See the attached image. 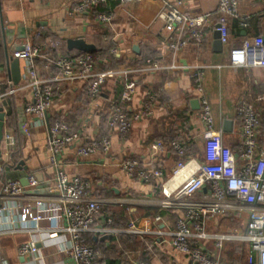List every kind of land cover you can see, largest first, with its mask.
Segmentation results:
<instances>
[{
  "label": "crops",
  "instance_id": "1",
  "mask_svg": "<svg viewBox=\"0 0 264 264\" xmlns=\"http://www.w3.org/2000/svg\"><path fill=\"white\" fill-rule=\"evenodd\" d=\"M113 1L117 5L107 12L113 15L112 25L108 28L95 22L90 13L70 14L78 0H0V97L3 98L0 108L6 115L4 133L10 132L14 136L10 153L7 154L4 138L0 144V163L4 165L0 170L2 264H76L67 251L71 246V235L66 231L68 221L58 200L60 194L56 185L60 170L51 160L50 128L64 120L72 129L81 130L85 141L109 136L107 113L113 101H120L127 78H134L138 86L135 99L125 104L128 116L132 117L142 110L151 96L154 98L153 114L136 121L124 139L118 133H111L113 154L110 157L97 153L91 158L80 159L72 146L67 147L59 157L61 168L67 174L87 176L97 181L96 194L106 201L105 210L109 205L120 213L121 207L127 206L134 215L122 223L112 216L111 225L101 217L97 230L88 232L85 237L100 254V247L114 248L116 252L110 250V259H123V264H134L138 260L151 264H198L172 247V234L177 222L173 212L156 207L164 214L146 215V208L152 207L151 202L144 201L149 205L145 206L133 201V198H141L137 195L148 198L158 196L161 187L154 190L150 184L142 185L130 179L121 170L118 161L123 156L136 157L144 163L160 166L170 175L178 162V153L171 148L162 154L155 152L153 144L159 140H179L180 136H187L195 143L193 158L203 160L204 124L200 108L193 104L199 100L192 83V74L198 68L205 70V94L212 105L217 129L223 132L228 146H238L240 118L237 104L248 94L253 97L264 95V68L231 65L229 50L232 46H240L246 38L264 36V0H239L238 17L231 22L229 45L217 38V31L211 23L205 27L207 37L202 46L191 41L175 52L168 47L167 31L164 22L159 19V13L165 6L163 0H138L129 4ZM218 4L219 0H186L184 7L190 15L208 13L215 20ZM104 29L109 30L108 35L115 42L111 53L122 59V64L114 69L125 68L127 73L108 78L100 96L93 100L84 82L72 84L61 77L62 72L56 62L59 56H76L77 50L67 48L68 38H86L99 47L97 39L105 38ZM185 33L181 35L185 36ZM28 42L40 46L43 54L31 66L25 59L19 58L21 80L14 84L11 67L13 53L24 48ZM134 45L139 46V52L133 50ZM111 65L106 60L104 67L100 63L98 66L102 68L97 67L107 70L111 69ZM36 80L52 87L54 93L53 106L41 116L25 112L26 105L34 100ZM12 89L15 92L9 94ZM225 120L232 122L231 131L224 130ZM25 127L29 132H25ZM9 169L25 170L28 177L33 174L39 182L38 187L32 189L27 186L21 197L3 195L4 185L13 180L8 177ZM24 179L20 175L13 181ZM107 179L114 187L105 185ZM107 189H113V193L109 195ZM103 190L106 193L101 195ZM38 198L46 204L45 218L37 223L24 220L20 207L31 206L37 211ZM229 219L235 222L238 217L231 215ZM132 223L143 234L126 231ZM110 227L122 231L109 234L99 231L100 228ZM209 231H218L214 222H211ZM144 234L154 238L153 244ZM29 241L37 242V254L20 255L19 247ZM234 244L237 246L231 248ZM207 245L223 264H245L249 257L248 244L233 241L226 243L222 249H216L213 241ZM152 247L156 249L152 251ZM237 247L245 251L243 261L242 256L235 255ZM121 253L123 256L118 258Z\"/></svg>",
  "mask_w": 264,
  "mask_h": 264
},
{
  "label": "built area",
  "instance_id": "2",
  "mask_svg": "<svg viewBox=\"0 0 264 264\" xmlns=\"http://www.w3.org/2000/svg\"><path fill=\"white\" fill-rule=\"evenodd\" d=\"M108 1L78 0L77 6L70 14L90 13L95 22L110 27L113 15L98 9ZM118 1L129 4L138 0ZM163 1L165 6L159 13V19L164 22L167 44L172 51L180 50L191 41L199 47L202 46L207 37L205 27L211 23L219 32L221 42L230 44L231 22L238 17L239 0H219L215 20L208 13L188 14L184 7L186 0ZM183 32H186L185 36L181 35ZM42 54L40 46L28 42L23 50L15 51L13 57L25 59L27 65L31 66ZM229 60L233 66L264 68V36L246 38L240 46L230 47ZM56 63L61 69V77L72 84L76 81L84 82L87 93L93 100L100 96L108 78L127 73L125 68L98 69L97 58L92 53L59 56ZM192 80L204 124L203 160H179L170 175L160 166L144 163L136 157L123 156L118 164L132 180L145 184L154 180L161 182L162 208L179 215L176 230L172 234V247L185 253L190 260L198 264H223L207 243L213 241L216 249H222L226 243L235 241L250 246L245 264H264V95L253 97L248 94L239 100L237 113L240 118V142L236 148H232L225 143L223 132L216 127L212 105L205 94V70L196 69ZM45 85L47 84L41 80L35 81L34 100L26 105V114L41 116L53 106V89ZM137 87L134 78H127L120 101H113L107 113L110 132L113 135L120 134L122 139L126 138L136 121L153 114L154 98L151 96L149 102L143 104L142 110L132 117L128 116L125 104L135 99ZM14 92L15 89H12L9 94ZM2 100L0 97V101ZM24 130L29 132L28 127ZM111 133L107 137H94L85 141L82 131L72 129L64 120L50 128V149L53 155L51 160L60 170L56 185L60 194L58 200L68 221L66 231L71 235V246L67 251L76 264H106L101 260L99 250L88 242L85 235L97 230L96 225L101 217L109 225L112 224L113 218L104 209L106 201L96 194L95 180L78 174H67L61 168L62 161H59V157L70 146L75 148L76 157L80 159L91 158L97 153L110 157L113 154ZM4 143L8 154L14 145L12 133H4ZM169 148L182 157L186 152V140H173L168 144L159 140L153 144L155 152L161 154ZM3 168L4 165L0 163V170ZM38 185L36 177L30 174L27 186L33 189ZM27 186L20 181L9 180L4 185L2 194L21 197ZM36 203L39 206L37 211L31 206L20 207L24 220L37 223L45 218V202L38 198ZM231 215L242 219L243 227L225 231V225L219 218L223 221ZM157 219L160 220V217ZM211 222L215 223L217 232L209 231ZM101 230L106 234L122 231L113 227L100 228L99 231ZM126 231L143 234L133 223ZM18 252L22 256L37 254V242L22 244ZM134 264L151 263L138 260Z\"/></svg>",
  "mask_w": 264,
  "mask_h": 264
},
{
  "label": "trees",
  "instance_id": "3",
  "mask_svg": "<svg viewBox=\"0 0 264 264\" xmlns=\"http://www.w3.org/2000/svg\"><path fill=\"white\" fill-rule=\"evenodd\" d=\"M116 5H117V2H115L113 0H110L106 4L100 5L98 9L100 11L110 12V11H112V9H114V7ZM103 32H104L103 34H104V37L105 38L102 40V43L99 45L98 50L95 51L92 54L96 58L99 57L98 63H100L101 66L104 67V64L106 63V60H109L112 63L111 66L117 67V66H119V65L122 64V59L118 58L117 56H115L114 54H112L111 51H110L111 48H113L115 46V42H113L111 40L110 36L108 35L109 34V30L108 29H104ZM78 54L80 55V54H84V53L78 51L76 53V55H78ZM178 139L179 140H186V152H185V155L182 156V157L179 156L178 161L179 160H186V159H189V158H193L194 157V154L196 152L195 143L190 138H188L187 136H180V137H178ZM166 143L167 144L168 143H171V141L170 142H166ZM16 157H17V155H16ZM95 182H97V181H95ZM144 184L145 183H143L142 185H144ZM149 184L153 186L154 190H159L160 189L159 187H160L161 182L159 180H154V181H152ZM149 184H146V185H149ZM107 190H108L107 193L109 195H111L113 193V189H107ZM128 208L129 207H127V206H123V207H121L120 213H118L117 212L118 209H116L114 206L107 205V211L109 212V214L111 216H113V218H116V220H117L118 223H122L124 219H129V217L134 216L129 211ZM146 211H147V214L146 215H150V216H155L157 214H164V211L163 210L158 209L156 207L146 208ZM170 211L173 212L176 215V218L179 216L176 212H174L172 210H170ZM118 225H120V224H118ZM100 248H102L103 251L106 253V255L103 254V253H101V260L106 261L108 264H123V259L122 260H118V259L117 260L116 259L113 260V259H110V255L108 254V251L114 250L113 247H112L113 249L103 248V247H100ZM114 252H116V250H114ZM122 256H123V254L121 253V254L118 255V258H121Z\"/></svg>",
  "mask_w": 264,
  "mask_h": 264
},
{
  "label": "water",
  "instance_id": "4",
  "mask_svg": "<svg viewBox=\"0 0 264 264\" xmlns=\"http://www.w3.org/2000/svg\"><path fill=\"white\" fill-rule=\"evenodd\" d=\"M217 38L220 39L219 32H217ZM67 48L70 51L77 50V51L85 52V53H94L95 51L98 50V47L95 43L90 42L86 38H82V37L81 38H68L67 39ZM23 49L24 48H22L21 50H23ZM133 50L135 52H139L140 51L139 46L134 45ZM19 60H20L19 58H14L12 60L13 62L11 64V67H12L13 73H14V76H13L14 84L19 83L21 80V73H20V69H19V62L20 61ZM198 103H199V100H195L193 102V104L196 105V108H200V104H198ZM5 117H6L5 113L0 108V144L4 138ZM224 130L225 131H231L232 130V122L230 120H225ZM9 171H11V170L9 169ZM20 175H23L25 178L24 180H21V182L27 186L28 185V173L25 170H23V171H21L20 169H18L16 171L12 170L9 173L8 177H10L11 179L14 180V179L19 178ZM37 176H39V175H37ZM40 181H42V179H40Z\"/></svg>",
  "mask_w": 264,
  "mask_h": 264
},
{
  "label": "rangeland",
  "instance_id": "5",
  "mask_svg": "<svg viewBox=\"0 0 264 264\" xmlns=\"http://www.w3.org/2000/svg\"><path fill=\"white\" fill-rule=\"evenodd\" d=\"M101 41H102V39L100 38H98L97 39V42L99 43V45L101 44ZM97 60H99V57H97ZM98 64L99 63H97V66H98ZM99 67V66H98ZM99 68H102V67H99ZM115 67H111V69H114ZM119 68V67H118ZM106 70V69H105ZM87 97V96H86ZM87 98H89V97H87ZM89 100H91L90 98H89ZM95 179V178H94ZM105 185H107V186H112V187H114V184H112L111 182H109L108 181V179H107V181H105ZM104 193H106V191H104L103 190V192H101V195H104ZM133 195H134V193H133ZM137 196H139V197H141V198H133L134 200L133 201H138V203H142L141 205H145V206H149V205H146L145 204V202H147V201H150L151 202V206L152 207H161L162 208V203H161V200H162V198H163V196H162V194L160 193V195H158V196H153L152 198H148L147 196H142V195H137ZM103 197V196H102ZM132 201V200H131ZM145 201V202H144ZM219 220H220V222L221 223H223L224 225H225V228H224V230L225 231H227V230H232V229H234V228H238V227H243L242 225H243V220L242 219H237L235 222H231L232 221V219H229V218H226L225 220H221L220 218H219ZM143 236H147V237H149L148 235H143ZM147 240H148V238H146ZM149 239H150V244H153V241H154V238L152 237V238H150L149 237ZM235 242V241H234ZM235 246H237V245H232L231 246V248H235ZM245 247L246 246H244V249H245ZM230 248V247H229ZM156 248L155 247H152V251H154ZM100 250H101V252L103 253V254H105L106 255V253L103 251V249L102 248H100ZM246 250V249H245ZM238 252V253H237ZM245 251L244 250H238V247H237V250H236V253H235V255H238V256H242V261H243V259L245 258V253H244ZM112 252H108V254L110 255Z\"/></svg>",
  "mask_w": 264,
  "mask_h": 264
}]
</instances>
